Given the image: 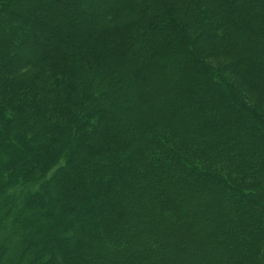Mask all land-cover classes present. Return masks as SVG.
Wrapping results in <instances>:
<instances>
[{
    "label": "trees",
    "instance_id": "1",
    "mask_svg": "<svg viewBox=\"0 0 264 264\" xmlns=\"http://www.w3.org/2000/svg\"><path fill=\"white\" fill-rule=\"evenodd\" d=\"M0 147V264H264V0H0Z\"/></svg>",
    "mask_w": 264,
    "mask_h": 264
},
{
    "label": "rangeland",
    "instance_id": "2",
    "mask_svg": "<svg viewBox=\"0 0 264 264\" xmlns=\"http://www.w3.org/2000/svg\"><path fill=\"white\" fill-rule=\"evenodd\" d=\"M26 46H28V47H30L31 46V43H28ZM28 47L26 48V51L28 50ZM0 149H3L4 151H5V148H2V147H0ZM7 167H9V166H7ZM54 215L57 217V216H59V211H55V213H54ZM96 216H97V219H98V215H97V213H96ZM68 220H70V218H68ZM80 220H82L83 222H85L83 225H82V227H80V228H78V229H80V230H83V228H85V225H87L86 227H91L90 229L91 230H93V226L92 225H90L93 221H92V216H89V213L88 212H86L85 214H84V216L81 218V217H79L78 215H75L74 216V219H73V221H74V223L75 222H79ZM87 220V221H86ZM214 220L215 219H213L212 221L214 222ZM60 222V221H59ZM61 223V222H60ZM97 224H99L98 223V220H97V222H96ZM37 224V223H36ZM89 225V226H88ZM96 225V224H95ZM61 227H63V225H61ZM98 229L100 230L101 229V227L100 226H98ZM44 230H42L41 232H43ZM78 231V230H77ZM79 232V231H78ZM62 239H64V237L62 238ZM68 240H66V242H67ZM39 247H40V244L39 243H37V244H35L34 245V247H32L31 248V251L32 252H30V254H35V256H38V255H40V254H47L48 252L46 251V250H48L49 248L47 247H45V249L43 250V251H41L42 249H39ZM35 249H37L36 251H35ZM6 250H8V248L6 249Z\"/></svg>",
    "mask_w": 264,
    "mask_h": 264
}]
</instances>
